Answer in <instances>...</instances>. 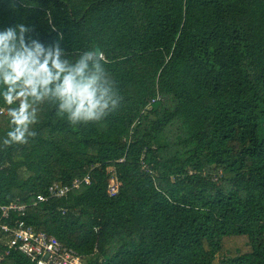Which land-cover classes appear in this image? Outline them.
Wrapping results in <instances>:
<instances>
[{"label": "trees", "instance_id": "1", "mask_svg": "<svg viewBox=\"0 0 264 264\" xmlns=\"http://www.w3.org/2000/svg\"><path fill=\"white\" fill-rule=\"evenodd\" d=\"M19 24L70 65L102 55L122 99L76 127L37 103L24 145L1 116L0 207L84 264H264V0H0V32Z\"/></svg>", "mask_w": 264, "mask_h": 264}, {"label": "clouds", "instance_id": "2", "mask_svg": "<svg viewBox=\"0 0 264 264\" xmlns=\"http://www.w3.org/2000/svg\"><path fill=\"white\" fill-rule=\"evenodd\" d=\"M18 28V31H17ZM7 28L0 32V83L6 86L4 102L10 123L6 145L28 143L38 122L35 104L45 100L57 106V115L73 126L98 123L115 111L122 97L117 95L95 50L86 51L75 64L60 58V49L45 51L39 43L29 47L24 40L26 28Z\"/></svg>", "mask_w": 264, "mask_h": 264}, {"label": "built area", "instance_id": "3", "mask_svg": "<svg viewBox=\"0 0 264 264\" xmlns=\"http://www.w3.org/2000/svg\"><path fill=\"white\" fill-rule=\"evenodd\" d=\"M102 57V55H100ZM7 110L0 108L1 116L7 115ZM6 165L0 163V171L4 170ZM89 175L82 179H75L71 185L54 184L48 188V196L38 195L37 202H42L51 197H62L72 189L80 187L82 183L88 184ZM118 184L113 178L108 186V193L113 195L117 192ZM0 222V264L11 251H17L24 255L33 264H84L82 256L74 249L62 244L54 236L44 232L36 231L32 226L25 223L20 218H12L11 213H19V217L24 216L25 206L19 203H11L1 206Z\"/></svg>", "mask_w": 264, "mask_h": 264}]
</instances>
